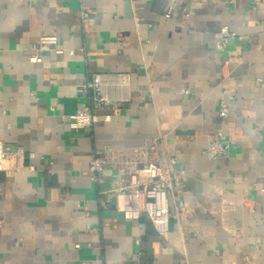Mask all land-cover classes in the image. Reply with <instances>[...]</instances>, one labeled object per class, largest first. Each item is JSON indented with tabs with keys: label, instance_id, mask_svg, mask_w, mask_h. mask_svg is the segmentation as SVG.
<instances>
[{
	"label": "crops",
	"instance_id": "0c3cea01",
	"mask_svg": "<svg viewBox=\"0 0 264 264\" xmlns=\"http://www.w3.org/2000/svg\"><path fill=\"white\" fill-rule=\"evenodd\" d=\"M168 1L0 0V140L36 167L0 174V264H264V3L184 0L166 19ZM223 26L235 37L218 51ZM42 36L76 56L30 63ZM98 74L127 76L128 99L111 122L76 132L81 88ZM226 89L235 100L221 121ZM219 130L234 145L211 160ZM152 142L175 160L188 208L167 234L107 201L122 171L93 181L89 170L96 147L117 155Z\"/></svg>",
	"mask_w": 264,
	"mask_h": 264
},
{
	"label": "built area",
	"instance_id": "2783aa9c",
	"mask_svg": "<svg viewBox=\"0 0 264 264\" xmlns=\"http://www.w3.org/2000/svg\"><path fill=\"white\" fill-rule=\"evenodd\" d=\"M184 0H169L165 12L166 19L176 18ZM264 3V0H261ZM89 19V13L81 11L80 22L84 25ZM235 37L228 26L220 30L216 40L218 51H226L229 42ZM47 51L55 56H76L75 50L65 49L56 36H42L36 42L29 62L41 64L44 61L42 52ZM231 61L225 62L228 74L225 80H232L234 71ZM1 71V68H0ZM264 87V83H262ZM85 95V104L76 114L70 117V127L74 131L92 128L95 124L111 122L112 113L117 102L128 99L129 78L125 75L98 74L87 81L81 88ZM235 95L226 89L224 99L220 102L218 117L225 121L230 115L231 103ZM232 140H227L223 130H219L214 139L209 142L206 155L211 160L228 157ZM34 154L27 155L22 147L13 148L0 140V174H19L27 176L36 172V167L30 163ZM89 170L93 181H99V174L105 169H115L123 172L124 184L105 197L113 203L117 212L128 220L147 219L157 233L167 234L172 220L179 221L188 215L187 205L176 198V190L181 186V172L174 169L175 160H167L159 149L158 143H146L143 146L126 150L121 154L109 153L105 148L96 147L89 158ZM2 221H0V228ZM140 246V241L136 242Z\"/></svg>",
	"mask_w": 264,
	"mask_h": 264
}]
</instances>
